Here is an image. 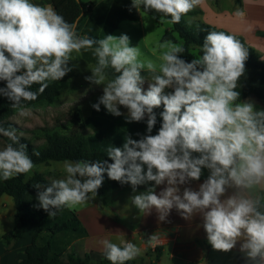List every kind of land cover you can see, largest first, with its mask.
Returning a JSON list of instances; mask_svg holds the SVG:
<instances>
[{
  "label": "clouds",
  "instance_id": "clouds-1",
  "mask_svg": "<svg viewBox=\"0 0 264 264\" xmlns=\"http://www.w3.org/2000/svg\"><path fill=\"white\" fill-rule=\"evenodd\" d=\"M202 0H132L138 11L161 14L178 24ZM243 17L241 10L236 12ZM191 23V21H189ZM156 60L141 59L138 46L127 34L93 39L77 33L50 5L31 0H0V96L21 111L22 101L37 98L32 85L43 93L48 82L60 81L72 68V54L92 51L96 59L86 79L103 85V95L92 107L121 116L128 122L146 118L147 135L125 136L122 147L109 145L108 160H65L63 179H53L38 192L39 207L49 218L61 208L73 209L97 196L105 174L113 181L139 185L154 182L131 198L141 213L153 209L165 221L172 209L185 220L199 214L207 240L214 250L228 252L239 243L249 264H264V110L241 101L238 84L245 74L248 49L233 35L210 31L200 54L186 62L182 44L163 41ZM115 75L109 78L108 70ZM147 72V77L142 72ZM147 81V90L143 85ZM170 90V91H169ZM163 107L158 133L154 109ZM11 143L0 148V178L9 180L34 168L15 129L0 127ZM14 145H19L18 147ZM198 155H193V154ZM38 155V153H36ZM146 168V171H145ZM202 169L209 175L198 190ZM166 185L157 194L155 186ZM40 189L42 186L36 184ZM231 194H228L229 190ZM150 239L155 240V236ZM101 244L111 264H126L139 254L131 241Z\"/></svg>",
  "mask_w": 264,
  "mask_h": 264
},
{
  "label": "trees",
  "instance_id": "trees-1",
  "mask_svg": "<svg viewBox=\"0 0 264 264\" xmlns=\"http://www.w3.org/2000/svg\"><path fill=\"white\" fill-rule=\"evenodd\" d=\"M110 1V0H108ZM238 5H242V0H235ZM54 9L62 15L69 23L75 22L77 25V33L81 36H88L93 39H102L104 36L111 34L118 29L119 23L122 21H138L140 19L139 11L132 7V1L124 0L123 5L113 6L106 15L109 28L103 32V36L97 33H91L84 28L89 12L93 11L92 2H84L83 0H51ZM101 7V5H100ZM99 13H102V9ZM141 12L155 17L161 21V14L154 12ZM201 12L197 9L191 10L185 16L196 17ZM178 24H172V29H167L161 41H171L181 44L185 48V52L181 54V58L186 62H191L200 54V47L210 31H223L226 34L235 36L248 49V57L245 61V74L240 78L238 91H240L241 101L256 97L264 100V58L262 54L254 47L250 46L246 40L239 35H234L228 31L212 26L211 24L196 20L192 25H187L184 17ZM168 20L170 18H163ZM84 58L90 62H96L91 56V50L83 51ZM72 68L64 78L60 81L48 82V87L43 93H39L40 85H32L31 90L37 92V98L32 101H22L21 108H35L41 105L52 104L61 94L62 85L69 79L76 76L74 65L69 61ZM109 78L115 75L114 71L108 70ZM147 77V72H142ZM6 86L5 81H0V88ZM96 101L95 103H97ZM20 110L13 108L11 102L4 96H0V127L6 129H15L21 132L22 129L17 127L10 121V118ZM163 107L154 109L157 115V123L154 126L153 135L158 133L162 120L160 113ZM127 116H113L108 113L103 105L100 111L92 108V113L81 120V128L74 132L65 133L48 127L37 128L31 137L19 136L20 144L26 145V152L32 159L34 165L48 164L51 161L65 160H108L112 161L106 154V148L109 145L122 147L125 142V136H131L133 139H140L147 135L146 119L141 122H127ZM90 129L92 133L87 132ZM43 140L42 144L36 145V141ZM8 143H11L8 140ZM18 147L19 145H14ZM38 153V155H36ZM198 155V154H193ZM203 170V169H202ZM44 173H35L31 178H27V174L16 175L9 180L0 178V197L9 195L14 199L16 205L17 226L14 230L2 235V241L6 246H10L13 241L17 240L23 231L30 225L35 227V232L31 243L27 246L26 257L19 264H93L90 253L80 254L72 248L75 240L86 236V230L83 227L76 211L68 208L57 210V214L49 218L48 212L39 207L37 195L50 184ZM40 184L42 187L37 189L34 187ZM131 184H121L113 181L105 174L102 186L98 189L97 194L105 201L106 193L109 190L119 189ZM264 194V193H262ZM71 247V248H70ZM159 247L156 248L158 250ZM159 251V250H158ZM156 262L160 259V252L156 254ZM240 264H249L246 259L239 258ZM99 264H111L106 258L105 252ZM126 264H144L143 261L137 260L127 261Z\"/></svg>",
  "mask_w": 264,
  "mask_h": 264
},
{
  "label": "crops",
  "instance_id": "crops-1",
  "mask_svg": "<svg viewBox=\"0 0 264 264\" xmlns=\"http://www.w3.org/2000/svg\"><path fill=\"white\" fill-rule=\"evenodd\" d=\"M83 1L92 2L93 0ZM102 2L103 0L96 4L92 2L93 11L89 12L83 29L90 30L91 26H95V29H97L104 24V20L99 17L100 13L94 15L95 11L102 5ZM250 2V0H242L241 10L244 13L243 18H241L243 20L242 22H246L250 18L249 14L252 17L261 18L258 13H264L263 6L254 9L248 8L247 5ZM33 3L50 5L54 8L51 0H33ZM207 10L204 11V16H207V19H209L211 13L213 15L221 9L212 11L208 6ZM140 20L141 15L138 21ZM244 26L246 27V31L241 26L239 27L242 31L240 36L250 46L258 50L264 58V32L259 29H249L247 25ZM253 98L249 97L242 101L254 100ZM255 100L253 101L255 105L264 106L259 99ZM91 113L92 109L85 117L90 116ZM123 116L127 115L123 114ZM87 132L92 133L90 129ZM209 174L208 169H203L199 181H191L188 185L180 186L181 193L184 187H191L194 190H198L199 184L203 183ZM153 186L154 182H149L148 184L137 186L136 190L133 191V187L127 185L119 189L109 190L106 193L105 201L97 194L94 199H89L73 208L72 210L78 214V218L87 234L85 237L75 240L72 248L78 244L80 251L77 250V252L80 254L90 253L93 264H99L103 258L105 249L101 241L105 239L117 244H120L121 241H131L140 250L139 254L133 260H137L138 262L143 261L144 264H148L153 258L155 260H153L152 264H161L166 256L170 264H215L216 261L223 262L219 264H240L238 262L239 258L246 259L244 254L239 250V243L228 252L214 250L207 240V234L202 227L203 220L199 214L193 216L191 220H185L176 209H172L166 220L160 221L158 213L154 209L148 214L141 213L139 209H136L131 198L145 192L149 187ZM165 186H155L157 194ZM117 190H121L123 193H117V196L115 195L114 198L111 197V194H115L114 192ZM231 192L232 190L230 189L228 194H231ZM15 214L16 205L14 199L6 194L1 196L0 264H19L26 257L25 250L31 243L35 232V227L30 225L17 240L13 241L10 246H6L2 241V235L16 228L18 223ZM151 236H155L156 239H150ZM157 247H159V251L156 250ZM158 252H160V259L156 262V254ZM223 259H226V261Z\"/></svg>",
  "mask_w": 264,
  "mask_h": 264
},
{
  "label": "rangeland",
  "instance_id": "rangeland-1",
  "mask_svg": "<svg viewBox=\"0 0 264 264\" xmlns=\"http://www.w3.org/2000/svg\"><path fill=\"white\" fill-rule=\"evenodd\" d=\"M101 0H93L94 4L99 3ZM124 0H103L100 13L101 19L104 20V24L95 29V26H91L90 32L103 36V32L109 28L106 19L107 13L113 6L123 5ZM247 5L248 8L264 7V0H250ZM33 2V0H31ZM208 6L212 11L220 10L212 15L209 19L205 17L204 11H208ZM194 9H199L201 12L196 17L185 16L184 21L187 25H192L197 19L217 28L224 29L231 34H241L240 26L246 31L247 25L249 29L261 30L264 32V13H258L259 17H252L242 22L241 18L236 15L238 10H241V5H238L235 0H202V3L196 6ZM242 11V10H241ZM100 12L99 9L95 11L94 15ZM225 12V13H224ZM209 13V12H208ZM141 15L140 21H122L119 23L118 29L114 30L111 35L120 36L121 34H127L130 37V46H138L141 51V59L156 60L158 54L157 45L162 42L161 37L167 29H172V24L168 23V20L162 19L158 21L155 17L147 15L139 11ZM191 21V23H189ZM181 44V41L178 42ZM264 54V53H263ZM91 56L92 51H91ZM94 58V57H93ZM76 72V76L67 80L62 85L60 96L52 103L47 105H41L35 108L23 109L10 118V121L17 127L21 128V132H16V135L31 137L34 131L39 127H48L62 132H74L81 128V120L91 112L92 105L103 95V85H95L90 83L86 77L92 75L90 67L94 66L96 62H90L86 60L82 54L73 53L72 60H70ZM147 81L143 85L144 90H147ZM170 91V90H169ZM251 102L258 99L256 97ZM260 100V99H259ZM264 105V100H260ZM255 103V102H253ZM257 110H264V106L255 105ZM121 112L127 115V109L121 106ZM8 143L7 137L0 134V148H3ZM43 140L36 141L35 144H42ZM64 161H51L49 164H37L34 165L33 170L27 174V178H31L35 173H44L49 181L53 179H63L66 173L63 171ZM114 192V191H113ZM111 194V197L118 195L117 193H123L121 190H117ZM136 209H138L136 207ZM74 251L79 250L78 244L74 245ZM151 262L148 264H152ZM226 261V259H223ZM222 261H216L215 264H219ZM223 263V262H222ZM161 264H170L168 257L163 259ZM212 264V263H211Z\"/></svg>",
  "mask_w": 264,
  "mask_h": 264
}]
</instances>
